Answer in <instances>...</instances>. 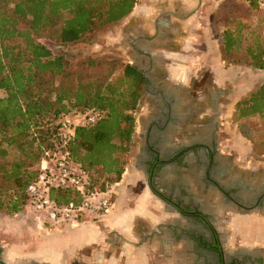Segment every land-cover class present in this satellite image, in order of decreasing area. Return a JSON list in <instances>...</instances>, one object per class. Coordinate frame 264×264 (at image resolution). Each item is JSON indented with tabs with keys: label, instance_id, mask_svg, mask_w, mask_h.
<instances>
[{
	"label": "trees",
	"instance_id": "trees-1",
	"mask_svg": "<svg viewBox=\"0 0 264 264\" xmlns=\"http://www.w3.org/2000/svg\"><path fill=\"white\" fill-rule=\"evenodd\" d=\"M243 1L248 10L259 9L257 0ZM135 2L0 0V179L7 184L0 186V210L14 215L24 206L25 187L38 175L43 153L59 148L55 131L63 116L90 110L101 113L94 124L74 128L71 140L62 148L86 175L85 190L102 192L120 180L134 148V113L145 83L141 72L125 63L116 74L108 71L92 87L74 75L81 66L95 69L99 59L70 64L53 56L37 39L77 42L121 21ZM234 26V30L224 27L219 33L225 66L238 65L234 57L242 51L249 67L262 69L264 38L251 33L244 45L242 25L236 22ZM233 112L236 119L263 118L264 84L236 102ZM8 150L16 152L17 161L7 168L3 161ZM50 197L57 203L78 201L69 191L51 192Z\"/></svg>",
	"mask_w": 264,
	"mask_h": 264
},
{
	"label": "crops",
	"instance_id": "crops-1",
	"mask_svg": "<svg viewBox=\"0 0 264 264\" xmlns=\"http://www.w3.org/2000/svg\"><path fill=\"white\" fill-rule=\"evenodd\" d=\"M145 1L144 8L126 22L130 27L139 21L148 39L154 35L153 21L161 22V44L142 43L126 62L144 78L142 100L154 99L159 88L158 79L150 78V65L140 63L144 59L151 63L159 61V72L166 82L163 89L185 101L194 93L193 100L202 115L201 130H213L207 128L212 105L202 106L201 101L203 86L223 88L228 76L230 79L233 74L234 66H225L221 57L215 22L219 4L227 0ZM141 160L137 143L131 169L127 168L119 182L107 189L112 206L101 217H87L76 225L55 227L42 226L34 216L22 213L0 218V261L4 264H186L188 252L184 247H191L192 242L182 234L186 227L184 216L141 184L146 174ZM159 194L165 197L163 192ZM15 235L22 239L15 241Z\"/></svg>",
	"mask_w": 264,
	"mask_h": 264
},
{
	"label": "rangeland",
	"instance_id": "rangeland-1",
	"mask_svg": "<svg viewBox=\"0 0 264 264\" xmlns=\"http://www.w3.org/2000/svg\"><path fill=\"white\" fill-rule=\"evenodd\" d=\"M145 2V0H136L131 13L121 21L102 29L94 30L77 42L61 44L45 37L37 39V42L44 46L53 56H61L70 64L84 63L88 58L99 59V65L95 69L91 70L81 66V69H78L74 75L75 79L80 77L81 82L89 83L93 87L101 83L102 78L106 76L108 71L114 70L116 74L119 67L136 54L135 48L143 46L142 43L161 44L160 19L153 21L151 26L154 27V35L149 39L146 37L145 30L142 28L143 25L139 24V21L134 26L130 25L129 27V24L126 25L129 18L131 19L132 16L137 15L138 9L142 10L144 8ZM230 2L232 3L230 4ZM137 5L139 6L138 8L136 7ZM135 7L137 9L136 13ZM216 13L217 19L215 22L218 39L220 31L224 27L228 30H234L236 22L242 25L240 33L244 38V45L251 37V33H257L264 38V10L256 9L252 12L248 10L243 0H227L219 4ZM242 54L243 52L239 51L234 57L235 60L238 58L236 62L239 64L233 67V74H231L230 79L228 76L223 88L218 87L216 89L210 87L209 84L206 87L203 86L201 105H212L213 114L210 117L208 116L210 119L207 122L213 124L211 128L214 129L216 134L215 145L218 158L225 164L227 163V167L233 172L247 173L252 171L258 173L264 171V117L253 116L236 119L233 111L236 102L246 98L259 85L264 84V71L249 67L244 61ZM150 63L144 59L140 64L144 66L150 65V78L153 80L158 79L156 87L166 86L165 78L159 72L161 62L154 61ZM0 96H3L1 92ZM215 97L217 98L215 99ZM152 101L153 99L142 100L141 98L134 113L135 126L132 139L134 148L127 158L123 173L127 168L128 170L131 169V162L135 155L137 143L140 145L141 153L143 154V138L141 136L144 134L143 127L150 113ZM8 152L7 157L3 161L7 168L17 161L16 152L14 150H8ZM238 175L240 174L238 173ZM241 175L246 179L248 177L254 184L261 182L260 180L264 182V174ZM188 177L181 175L179 178L186 180ZM173 179L174 176L164 174L161 175L158 184L155 185L152 182L151 184L155 190L159 188L164 190L166 185ZM145 181V178L142 179L141 184L146 185ZM188 183L192 184L191 182ZM0 186L6 187L7 184L0 179ZM111 186L108 185L107 188ZM191 188L193 193L196 192L194 185ZM209 199L210 202H213L217 199V195L209 191L204 198V203L209 202ZM18 213H22L24 216L31 215L23 207L16 214ZM213 214L215 221L212 225L218 232L221 248L224 252L248 253L256 259H260L259 264H264V209L260 212L258 210L240 212L224 209L223 207L220 208L219 206ZM14 215L7 213L5 210H0V218L4 216L13 217ZM186 224L188 223L186 222ZM14 238L15 241L18 238L22 239L18 235H15ZM184 248L185 251L189 252L188 245ZM192 260L193 256L188 253L186 264H190Z\"/></svg>",
	"mask_w": 264,
	"mask_h": 264
},
{
	"label": "flooded vegetation",
	"instance_id": "flooded-vegetation-1",
	"mask_svg": "<svg viewBox=\"0 0 264 264\" xmlns=\"http://www.w3.org/2000/svg\"><path fill=\"white\" fill-rule=\"evenodd\" d=\"M158 88L144 126L141 163L146 170V185L150 169V180L155 185L161 175L174 176L164 190L159 188L156 191L163 192L178 207L186 208L188 212L195 210L205 218L184 217L188 224L183 227L182 234L192 242L191 247L188 245V253L193 256L190 264H259L261 260L248 253L224 252L212 224L215 221L213 213L219 206L240 212L264 209V182L260 180L254 184L241 175L264 174V171L238 172V175L229 169L227 163L218 158L214 129L201 130L202 115L193 100L194 93L185 101L176 93L165 91L162 86ZM212 126L209 123L207 128ZM181 175L189 177L185 180L179 178ZM193 185L196 187L194 193ZM209 191L214 192L217 199L204 203Z\"/></svg>",
	"mask_w": 264,
	"mask_h": 264
},
{
	"label": "built area",
	"instance_id": "built-area-1",
	"mask_svg": "<svg viewBox=\"0 0 264 264\" xmlns=\"http://www.w3.org/2000/svg\"><path fill=\"white\" fill-rule=\"evenodd\" d=\"M257 7L264 10V0H257ZM262 70L264 71V57ZM100 118V112L90 110L63 116L58 121L55 136L59 148L43 153L38 165V175L27 184L24 192V210L42 226L76 225L84 218H98L110 210L112 198L108 188L102 192H87L86 175L62 150L71 140L74 128L94 124ZM55 191H69L78 197V201L57 203L50 197V193Z\"/></svg>",
	"mask_w": 264,
	"mask_h": 264
},
{
	"label": "water",
	"instance_id": "water-1",
	"mask_svg": "<svg viewBox=\"0 0 264 264\" xmlns=\"http://www.w3.org/2000/svg\"><path fill=\"white\" fill-rule=\"evenodd\" d=\"M147 187L151 190V192L157 196L159 199L163 200L164 202L168 203L171 207H173L177 212H179L180 215L184 216V217H198L201 218L202 220H205L204 217H202L199 213H196V211H192V212H184L182 208L178 207L177 204L173 203L170 199H167L165 197H163L161 194H159L157 191H155V189L153 188L152 184H151V177H152V171L151 169L147 172ZM210 231L212 232L213 235H215V232L213 231V229L210 228ZM217 241V240H216ZM215 245L218 249V254H220V250H219V246L217 245V242H215ZM221 258V257H220ZM0 264H4L0 261Z\"/></svg>",
	"mask_w": 264,
	"mask_h": 264
}]
</instances>
